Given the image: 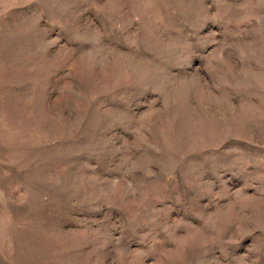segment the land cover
I'll use <instances>...</instances> for the list:
<instances>
[{
	"label": "rangeland",
	"instance_id": "rangeland-1",
	"mask_svg": "<svg viewBox=\"0 0 264 264\" xmlns=\"http://www.w3.org/2000/svg\"><path fill=\"white\" fill-rule=\"evenodd\" d=\"M0 264H264V0H0Z\"/></svg>",
	"mask_w": 264,
	"mask_h": 264
}]
</instances>
